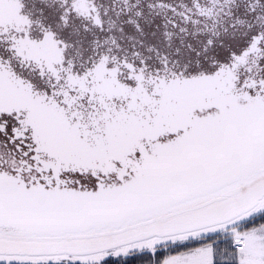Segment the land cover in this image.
<instances>
[{"label":"snow or ice","instance_id":"1","mask_svg":"<svg viewBox=\"0 0 264 264\" xmlns=\"http://www.w3.org/2000/svg\"><path fill=\"white\" fill-rule=\"evenodd\" d=\"M0 264H264V0H0Z\"/></svg>","mask_w":264,"mask_h":264}]
</instances>
